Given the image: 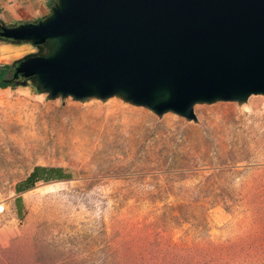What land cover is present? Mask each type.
Wrapping results in <instances>:
<instances>
[{
	"label": "rangeland",
	"instance_id": "rangeland-1",
	"mask_svg": "<svg viewBox=\"0 0 264 264\" xmlns=\"http://www.w3.org/2000/svg\"><path fill=\"white\" fill-rule=\"evenodd\" d=\"M12 46L6 73L39 53ZM12 86L0 89V264H264V96L198 104L187 121ZM35 167L69 178L16 200Z\"/></svg>",
	"mask_w": 264,
	"mask_h": 264
},
{
	"label": "water",
	"instance_id": "water-1",
	"mask_svg": "<svg viewBox=\"0 0 264 264\" xmlns=\"http://www.w3.org/2000/svg\"><path fill=\"white\" fill-rule=\"evenodd\" d=\"M0 41L39 49L14 77L51 100L194 121L198 104L264 96V0H54L37 22L0 26Z\"/></svg>",
	"mask_w": 264,
	"mask_h": 264
},
{
	"label": "crops",
	"instance_id": "crops-1",
	"mask_svg": "<svg viewBox=\"0 0 264 264\" xmlns=\"http://www.w3.org/2000/svg\"><path fill=\"white\" fill-rule=\"evenodd\" d=\"M54 0H0V21L5 26H14L20 23L37 22L48 15L50 7ZM12 44H5L0 41V73L4 70V66H9L8 62L2 61V55L7 54L12 49ZM7 72V70H5ZM33 168L28 175L14 187V196L16 200L21 199L35 188L38 184H46L50 182L66 181L68 179L54 180L50 182L39 181L32 185V181L41 180L49 177V173L53 172V175L66 177L67 174L64 171H49L48 168ZM33 177L30 179V174L34 171ZM29 178V179H28Z\"/></svg>",
	"mask_w": 264,
	"mask_h": 264
},
{
	"label": "trees",
	"instance_id": "trees-1",
	"mask_svg": "<svg viewBox=\"0 0 264 264\" xmlns=\"http://www.w3.org/2000/svg\"><path fill=\"white\" fill-rule=\"evenodd\" d=\"M0 26H5L1 21H0ZM10 69V66H4V70L0 73V80L4 79V75L6 74V71L5 70H8ZM23 81V80H22ZM8 87H13L12 84L8 83V82H0V89H6ZM36 168H43V167H35ZM35 169L34 171L30 174L29 178L31 179L35 173ZM46 169V168H44ZM49 171H57V172H61L62 170L59 169V168H48ZM49 177L45 178V179H41V180H34L32 181V185H34V183H37L39 181H43V182H50V181H54V180H61V179H68L69 177L66 176V177H61V176H56V175H53V172H50L49 173ZM28 178V179H29Z\"/></svg>",
	"mask_w": 264,
	"mask_h": 264
},
{
	"label": "flooded vegetation",
	"instance_id": "flooded-vegetation-1",
	"mask_svg": "<svg viewBox=\"0 0 264 264\" xmlns=\"http://www.w3.org/2000/svg\"><path fill=\"white\" fill-rule=\"evenodd\" d=\"M14 68L11 69V71H9L8 73L5 74L4 79L0 80V81H6L10 84H14L17 82H21L23 79H21L20 77H14Z\"/></svg>",
	"mask_w": 264,
	"mask_h": 264
}]
</instances>
